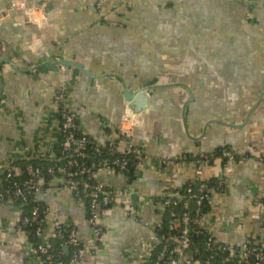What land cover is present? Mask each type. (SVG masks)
<instances>
[{"label":"crops","instance_id":"crops-1","mask_svg":"<svg viewBox=\"0 0 264 264\" xmlns=\"http://www.w3.org/2000/svg\"><path fill=\"white\" fill-rule=\"evenodd\" d=\"M96 2L24 0V8H13L0 0V170L12 167L19 175L17 161L57 157L61 92L69 94L82 131L100 143L108 134L119 139L123 88L144 89L148 105L133 127L134 141L150 164L172 161L135 169L129 184L104 169L99 179L157 199L193 182L186 155L232 148L240 159L202 168L205 179L224 183L210 193L213 213L203 225L228 245L262 240L264 166L257 155L264 157V0H103L99 12ZM26 9L42 14V26ZM56 60L80 63L91 75ZM63 184L59 170L40 178L34 199L48 208L49 230L55 222L71 224L86 240L76 264L135 261L125 252L148 237L149 227L128 217L119 199L103 207L105 233L90 252L86 205ZM11 200L0 202V264H38L26 251L29 234L15 229L21 214ZM140 216L154 221L150 212Z\"/></svg>","mask_w":264,"mask_h":264},{"label":"built area","instance_id":"built-area-1","mask_svg":"<svg viewBox=\"0 0 264 264\" xmlns=\"http://www.w3.org/2000/svg\"><path fill=\"white\" fill-rule=\"evenodd\" d=\"M101 1L103 0H97L96 11L100 9ZM59 99L61 103L59 104L60 123L58 134L61 138L59 142L61 151L60 158H56L54 161L60 163L59 167L57 166V171H62L64 177L63 187L70 192L77 203H85L86 205L87 225L93 239V247L89 249L90 252L95 253L105 233L100 219L103 207L114 204L121 199L125 214L134 221L146 227L148 226L150 230L148 237L143 238L133 246V251L127 250L125 252L127 258L135 257V261H127V264H160L161 262H167L166 264H210L213 254L224 255L222 264H226L227 257L228 259L232 258L238 264L246 263L250 259L253 260V264H264V238L257 241L245 240L240 242L238 246L216 241L211 230L203 225L207 216L213 212L198 213L199 223L196 222L195 226H191L189 224L190 216L187 211L182 212L180 217L177 218L172 209V206L176 203L171 199L174 195V190L166 189L161 195L165 197L164 199L138 196L136 209H133L127 199L130 191L121 188L115 189L106 185L102 180L97 179V172L101 169L113 175L116 173H128L130 162L131 168L140 169L148 166L166 167L172 161L165 158L157 164H150L144 153L143 146L134 141L133 127L136 126L137 116L141 112H133L128 101H125L121 124L116 131L119 137L118 141L108 134L100 143L91 144L89 137L82 131L77 121L76 110L73 108L74 105L69 98V94L61 92ZM218 152L217 156L215 154L200 153L199 155H194V157H197L195 161H189L194 165L193 182L198 183V185L196 194L191 187L187 188V196L182 202L184 209L188 207L191 199H194L196 205H200L203 199L209 197L212 190H222L221 187L224 183L220 180L215 188L210 189L207 186L208 180L203 177L202 168L204 165L211 164L212 161L217 160L226 167V164L229 165L235 162L236 159H240V155L232 148H222ZM116 154H122V157L115 158L113 155ZM90 155L95 160L93 171H90L86 164V158ZM257 158L258 162L264 166V157L257 155ZM184 160L188 161L187 157ZM54 170V167H49L48 173L53 176ZM26 172L29 178L19 183L11 180L12 177L16 176L12 167L5 166L3 170H0L4 182L9 183L8 187L0 192V202L6 200V196L12 199L11 203L21 214V219L15 229L27 233L30 231L36 240L34 242L29 241L26 244V251L36 258L38 264H76L80 262L88 247L86 240L80 236L74 226L55 222L51 230H49L45 224L48 208L40 207L38 204L30 208L27 213H24L22 207L28 201L27 194L32 192L35 195L37 191L36 183L40 179L38 168L27 165ZM260 197L264 198V190L261 192ZM16 201H20V203L17 204ZM144 212H150L154 221L147 222L142 220L140 214ZM164 216H167L166 222L163 219ZM163 221L165 222L166 231L159 234L157 230L163 227ZM176 229L179 232L178 236L172 234ZM202 231L207 233L206 246L213 254L207 256L201 262L193 258L200 250L192 238L193 235ZM53 239L61 242L62 251L64 246L68 247L67 261L52 253L51 240ZM156 246L160 247L159 252L151 261V252ZM188 251L191 252L192 259L186 258Z\"/></svg>","mask_w":264,"mask_h":264},{"label":"trees","instance_id":"trees-1","mask_svg":"<svg viewBox=\"0 0 264 264\" xmlns=\"http://www.w3.org/2000/svg\"><path fill=\"white\" fill-rule=\"evenodd\" d=\"M61 139V138H60ZM90 142L91 144H94L95 142H93L91 139H90ZM60 151H61V148H60V145L59 147L57 148V151H56V155L57 157L56 158H60ZM219 152L216 151L215 152V156H217ZM115 158H120L122 157V154H116V155H113ZM187 157V160L188 161H195L197 159V157H193V155H186ZM56 158H51L50 160H20V161H17L16 164L18 166H20V170H21V174H17L16 176L12 177L11 180H14V181H17V182H23L24 180H26L27 178H29L27 172H26V166L27 165H31L32 167H35V168H38L39 171H40V178L44 179L45 181L46 180H49L51 178V174L48 173V168L49 167H54V172L57 174L58 171H57V166L60 165L59 162L57 161H54V159ZM95 163V160L93 158V156H89L86 158V164H87V167L90 171H93L94 170V164ZM130 166H129V172L128 173H116L114 174L113 176H116L118 177L121 181H123L124 184H129L130 182V179L133 175V172H134V168H131V162L129 163ZM59 167V166H58ZM54 173V174H55ZM97 179H99L98 175H97ZM0 181H1V185H0V192L3 191L4 188H7L9 183H6L4 182L3 180V175L0 174ZM219 181L218 178L216 177H211L208 181H207V186L211 189V188H215L216 185H217V182ZM106 185H109L107 184L106 182H104ZM2 185H3V188H2ZM197 185L198 183H194V182H187L185 183L184 185L178 187L177 189L174 190V195L172 196V200H174L176 203L172 206V209L173 211L175 212L176 214V217L179 218L181 213L184 212V211H187L189 216H190V225L191 226H195L196 222H198L200 220L199 216H198V213H208L210 211V208H211V202H210V194H209V197L203 199V201L201 202L200 205H196L194 199H191L189 205L187 208H183L182 207V202L183 200L186 198L187 196V188L188 187H191L193 189V192L196 194V188H197ZM222 190L224 189V186L221 187ZM217 189V188H216ZM222 190H216L218 192L222 191ZM28 196V201L27 203L22 207L24 213H27V211L30 210V208H32L34 205H39L40 207H43L44 206L35 201L34 197L35 195L31 192V193H28L27 194ZM159 199H164L165 197L164 196H160L158 197ZM264 202V198L262 200ZM17 204L20 203V201H16ZM109 208L111 207V204L110 205H107V206H104V208ZM166 218L167 216H164L163 219L164 221L166 222ZM163 221V222H164ZM165 222L163 223V227L158 229L157 230V233H165L166 229H165ZM199 223V222H198ZM29 234V238L31 241H36L35 238L33 237L32 233L29 231L28 232ZM173 235L175 236H178L179 235V232L178 230H174L172 232ZM193 241L195 242V244L198 246L199 248V253L196 254L195 256H193L194 259H198L199 261H204L205 258L209 255H212L213 252L207 248L206 246V241H207V233L205 231H202L201 233L199 234H195L193 235ZM51 247H52V253H54L55 255H59L61 258H63V260L67 261L68 259V256L67 255H64L63 251H62V246H61V242L57 239H53L51 240ZM159 246H156L153 251L151 252V255H152V259L151 261L155 258V256L158 254L159 252ZM213 258H212V261L210 264H222V261L224 259V255L223 254H213ZM167 263V262H166ZM164 262H161L160 264H166ZM226 264H238L235 260H233L232 258L228 259L227 257V260H226ZM241 264H253V260L250 259L248 260V262L246 263H241Z\"/></svg>","mask_w":264,"mask_h":264},{"label":"water","instance_id":"water-1","mask_svg":"<svg viewBox=\"0 0 264 264\" xmlns=\"http://www.w3.org/2000/svg\"><path fill=\"white\" fill-rule=\"evenodd\" d=\"M55 65H60L65 67L66 65H71L74 66L75 68H77L78 70H80V72H82L83 74L87 75L90 77L91 74L88 73V71L82 67V65L80 63H76L73 61H65V60H56L55 62H53ZM43 64H40L39 66H36V69H38L39 67H41ZM45 65V64H44ZM124 89V98L126 101L129 102V106L131 108V110L135 113H139L141 112L143 109H145L148 105V93L147 91H145L144 89H140L137 90L138 88L132 89L130 91H127ZM137 171V170H136ZM137 174V176L140 175V172L137 171L135 172ZM138 194L137 193H131L129 195V198L131 200V204H132V208L136 209V200H137ZM38 201V200H35ZM63 252L65 254H67L68 252V247L64 246L63 247ZM186 258L188 259H192L191 256V252L188 251L186 253Z\"/></svg>","mask_w":264,"mask_h":264},{"label":"clouds","instance_id":"clouds-1","mask_svg":"<svg viewBox=\"0 0 264 264\" xmlns=\"http://www.w3.org/2000/svg\"><path fill=\"white\" fill-rule=\"evenodd\" d=\"M9 2H10V6L13 8H24V0H9ZM26 12L29 13L30 20L34 19V22L37 23L38 26H42L41 21L43 19V16L39 11L35 9H31V10L26 9ZM3 18L4 17H0V19H3ZM16 20L18 22L23 23V17L18 16L16 17ZM125 127H127V125H125Z\"/></svg>","mask_w":264,"mask_h":264},{"label":"rangeland","instance_id":"rangeland-1","mask_svg":"<svg viewBox=\"0 0 264 264\" xmlns=\"http://www.w3.org/2000/svg\"><path fill=\"white\" fill-rule=\"evenodd\" d=\"M137 119L140 121L141 120V115H138L137 116Z\"/></svg>","mask_w":264,"mask_h":264},{"label":"flooded vegetation","instance_id":"flooded-vegetation-1","mask_svg":"<svg viewBox=\"0 0 264 264\" xmlns=\"http://www.w3.org/2000/svg\"><path fill=\"white\" fill-rule=\"evenodd\" d=\"M98 12H99V11H98ZM137 90H138V89H137ZM222 148H226V147H221L220 149H222ZM220 149H219V150H220Z\"/></svg>","mask_w":264,"mask_h":264},{"label":"bare ground","instance_id":"bare-ground-1","mask_svg":"<svg viewBox=\"0 0 264 264\" xmlns=\"http://www.w3.org/2000/svg\"><path fill=\"white\" fill-rule=\"evenodd\" d=\"M130 114V112H128Z\"/></svg>","mask_w":264,"mask_h":264}]
</instances>
